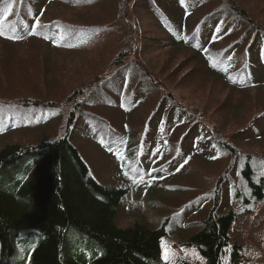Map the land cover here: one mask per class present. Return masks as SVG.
Returning <instances> with one entry per match:
<instances>
[{
  "label": "trees",
  "instance_id": "obj_1",
  "mask_svg": "<svg viewBox=\"0 0 264 264\" xmlns=\"http://www.w3.org/2000/svg\"><path fill=\"white\" fill-rule=\"evenodd\" d=\"M145 1L146 6L149 4L153 8L149 6L147 11L156 22V31L160 32L154 35L160 36L156 37L155 47L158 50L188 51L191 62L199 63V69L189 68L180 80L178 78L179 81H176L177 75L172 71L170 77L177 86L186 84L194 87L200 78L205 77L235 92H242L243 87H258L254 85L251 67L256 53L260 54L262 49L264 52V30L252 23L242 9L227 0H217L216 7H211V0H193L195 3L208 1L209 11L182 36L179 24L174 20L177 19L174 12L172 17L168 8L161 7L159 0ZM139 3V0H0V32L3 33L0 37L13 45L28 44L29 40L36 39L55 51H65L75 46L91 49L104 41L109 32L108 24L113 37L105 47L102 45L94 50L97 61L107 59L103 55L104 49L114 51L112 62L96 74L90 87H77L62 98L66 108L58 109L61 106L56 101L0 96V140L16 134L29 137L57 126L38 143L13 141L0 149V264H10L19 244H24L32 236H39V239L26 246L25 264H167L161 260L160 254L161 241L169 234V221H164L158 228H149L140 223L124 229L117 226L116 214L129 195L128 188L102 186L86 159L71 144L77 120L85 115L88 119L86 130L93 131L94 143L97 140L106 158L114 162L107 153L124 148L122 144L108 147L104 143L108 135L103 130L108 122L94 112L100 108L121 109V114L126 116V112L134 106H130L127 96L132 97L137 88H129L123 97V88L129 87L127 82L123 87L119 82H107L112 78L120 79L125 67L139 68V65H145L142 48L148 35L140 28V17L138 19L134 15ZM101 4L107 5L104 13L97 12L96 5ZM58 6L80 14L97 12L102 22L74 24L52 17L53 9ZM244 28L251 32L250 38L242 31ZM228 31L233 35L223 39ZM247 38V42H243ZM234 51L237 53L235 58ZM58 72L54 71L51 82L65 79L64 75H57ZM142 75L149 82L148 99L154 90L164 93L146 123L137 128L141 148L149 132L159 125L161 114H167L163 136L169 132V120H173L175 127L179 125L177 118L187 115L193 124L191 126L185 122L189 133L193 129L205 130L219 158L227 162L229 177L235 175L243 180L240 189L228 185L230 180L222 177L217 181L213 194L204 193L195 201L200 205L207 200L211 208L206 218L198 224L199 230L188 237L187 246L195 248L205 264H223L225 250L230 247L229 231L236 217L234 209L228 208L225 203L230 197L251 206L256 201L264 200V156L241 151L234 142L204 122L198 109L183 106L174 96L173 86L170 92H165L162 82H152L147 74ZM148 75L155 80L152 73ZM241 77L244 83L238 82ZM101 82L109 85L103 87ZM164 85L166 88L169 86L166 81ZM55 89L58 92L60 86ZM95 104H98L96 109L93 108ZM34 114L42 116L34 117ZM91 117L95 122L89 121ZM261 117H264V113ZM142 129L145 131H140ZM256 134L258 139L264 137L255 126L242 129L236 136L250 142L256 140L253 137ZM174 139L175 136L168 146L176 145L172 142ZM182 139L191 141L192 137L185 133ZM175 160L176 157L170 159L169 168L176 167ZM152 161L150 152L146 158L139 155L130 173L134 175V171L137 173L153 165ZM237 163L241 164L238 171L235 169ZM256 166L258 168L255 169ZM156 170L140 174L148 177ZM83 237L95 244L93 248L101 252L99 256L79 257V242L84 240ZM238 249L237 246L230 247L228 261L232 264L239 259Z\"/></svg>",
  "mask_w": 264,
  "mask_h": 264
},
{
  "label": "rangeland",
  "instance_id": "obj_2",
  "mask_svg": "<svg viewBox=\"0 0 264 264\" xmlns=\"http://www.w3.org/2000/svg\"><path fill=\"white\" fill-rule=\"evenodd\" d=\"M43 1L45 2V0ZM139 1V7L134 9V15L137 18L140 17V19L138 18L140 28L148 35L143 41L144 48H142L146 60L144 61L145 65H139V68L125 67L120 79L112 78L107 82H119L121 87L127 82L129 87L123 88V97L129 88H137L132 97L127 96L130 106H134L126 112V116L121 114V109L100 108L94 112L108 122L107 127L103 130L108 135L105 137L104 143L108 147L122 144L124 148L107 153L114 162L106 158L101 152L103 149L98 146L97 140L94 143L93 131L86 130L88 119L85 115L80 116L77 120L75 137L71 144L86 159L91 172L102 186L105 188H120L122 186L128 188L129 195L124 199L116 214L117 226L124 229L134 223H140L149 228H158L168 220L169 236L161 241V260L167 264H205L197 250L187 246L186 241L190 235L199 230L198 224L206 218L211 205H207V200L200 205L194 202L199 195L213 194L217 181L222 177L226 181L230 180L228 185L240 189L243 186V180L235 175L229 177L226 172L227 162L220 159L211 137L205 130L193 129L189 133L190 130L187 129L185 122H189L191 126L193 124L187 115L179 116L177 118L179 125L175 127L173 120H169V133L163 137L162 131L167 114H161L159 125L154 126V129L149 132L141 148L138 141L139 136L136 133L137 128L142 123H146L155 104L164 93V91L154 90L148 99L146 94L150 90L148 89L149 82H146L142 74H147L152 82H162L161 86L165 88V92H170L173 86L174 96L183 103V106L198 109L204 122L214 127L218 134L234 142L238 149L256 156H264V137L258 139V134H256L253 136L256 140L249 142L236 136V133L251 126H255L258 132L264 135V117H261V114L264 113V52L262 49L260 54L256 53L251 67L254 85L259 88L243 87L242 92H235L225 88L219 82L209 81L205 77L200 78L194 87L186 84L177 86L174 83L175 80L170 77L172 71L174 70L173 73L177 75L176 81H179L189 71V68L199 69V66L197 67L199 63L191 62V54L188 51L168 48L158 50L155 47L156 37L160 36L154 35L160 34V32L156 31V22L147 11L150 5L146 6L145 0ZM159 1L163 9L168 8V13L172 17L173 12L177 16V19L174 18V20L179 24L178 29L182 36L209 11L208 1L200 3H195L193 0ZM227 1L242 9L252 23L264 30V0ZM210 2L211 7H216L218 4L217 0ZM150 7L153 9L152 6ZM96 9L98 13H104L107 10V5H96ZM53 10L52 17L74 24L102 22V17L93 11L80 14L64 10L60 6ZM113 24L114 22H112ZM106 26H108L109 32L104 41L91 49L75 46L69 50L55 51L36 39L29 40L28 44L13 45L0 37V96L35 98L42 99L41 101L45 100L44 102L56 101L61 106L58 109L66 108L62 98L77 87H90L93 84L90 82L96 74L112 62V54H114L112 49H104L103 55H106L107 59L100 61H97V52L94 51L100 49L102 45L105 47L113 37L109 25L106 24ZM242 31L246 32L250 38L249 30L244 28ZM232 35V32L228 31L224 34L223 39H229ZM248 38L243 42L246 43ZM236 55L237 53L234 51L233 57L235 58ZM54 71H59L57 75H64L65 79L51 82ZM148 73H152L155 80ZM164 81L169 85V89L165 87ZM238 82L244 83V78L241 77ZM107 83L101 82L100 85L104 87L109 85ZM56 86H60L58 92H56ZM122 96L120 98L123 99ZM208 97L210 98L209 102H207ZM97 107L98 104L93 105L94 109ZM56 114L58 113L56 112ZM36 116L42 115L34 114V117ZM91 118L89 121L95 122L94 118ZM56 128L57 126H52L49 130L29 135V137L16 134L10 138L1 139L0 149L3 145L13 141L38 143L40 139L47 137L48 131ZM185 133L192 137L191 141L181 140ZM173 136L175 139L172 142L176 145L168 146ZM149 152L153 155L152 164L155 166H147L146 172H144V168L138 170L137 173L134 171L135 174L132 175L131 167H135L136 158L139 155L146 158ZM173 157H176V167L169 168L168 163ZM240 166L241 164L237 163L235 169L238 171ZM158 167L159 170H156ZM155 170L154 176L152 174L145 177L140 174L152 173ZM243 192L246 193L245 190ZM225 204L236 212L235 220L229 231L230 247L237 246L239 248L237 250L239 259L235 263L264 264V200L256 201L251 206L244 204L238 198L230 197L228 203ZM246 211H250V213H246ZM83 238L84 240L79 242L81 245L79 257L86 259L99 256L101 252L93 248L95 244L86 240L85 237ZM38 239L39 236H32L24 244L20 243L10 264H25L26 246L35 243ZM230 247L225 250V255L222 258L223 264H232L228 261Z\"/></svg>",
  "mask_w": 264,
  "mask_h": 264
},
{
  "label": "snow or ice",
  "instance_id": "obj_3",
  "mask_svg": "<svg viewBox=\"0 0 264 264\" xmlns=\"http://www.w3.org/2000/svg\"><path fill=\"white\" fill-rule=\"evenodd\" d=\"M3 33L2 32H0V35H2ZM127 175V174H126Z\"/></svg>",
  "mask_w": 264,
  "mask_h": 264
}]
</instances>
